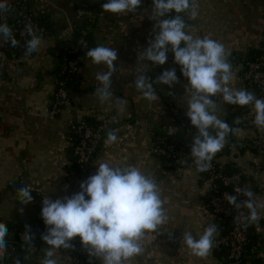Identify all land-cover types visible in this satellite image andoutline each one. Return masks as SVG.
Listing matches in <instances>:
<instances>
[{"label": "crops", "instance_id": "0c3cea01", "mask_svg": "<svg viewBox=\"0 0 264 264\" xmlns=\"http://www.w3.org/2000/svg\"><path fill=\"white\" fill-rule=\"evenodd\" d=\"M19 0H0L6 5H16ZM35 12L46 14L52 21L51 32L42 38L38 53L25 58L23 51L10 48V41L0 39V61L6 67L0 74V223L12 230L14 239H21L25 226L45 228L41 217L42 200L45 196L55 200L77 193L79 175L73 155L71 123L88 120L98 122L111 119L109 130H118V142L106 145L107 132L91 164V175L100 162L112 165L132 164L144 174L156 179L169 220L158 233L150 234L143 243L145 253L132 264H217L212 254L200 259L190 254L182 244L185 230L199 236L204 229L216 222L208 209V181L204 173L196 171L187 161L183 166L163 160L152 152L158 137L177 136L193 141L196 129L186 116L188 95L187 80L180 66L174 63V54L162 66H153L143 60L141 52L154 39L151 18L152 0H141L134 14L104 12L102 4L107 0H28ZM94 5L92 14V48L105 45L118 51L116 62L120 71L113 77L114 96L127 101L122 108L115 101L101 103L95 95L99 86L96 73L105 70L86 58L79 71V81L71 90V105L59 113H52L56 91L54 72L58 66L57 49L60 41L71 32L76 9L82 3ZM199 5L195 20L186 13V23L195 29L198 37L210 36L222 43L230 52L234 79L231 86L245 89L243 78L244 60L252 51L264 48V0H196ZM158 32V29L156 30ZM149 68H144L145 64ZM175 68L178 83L169 88L155 84L165 70ZM144 69L151 77L159 99L151 104L135 87L138 72ZM217 105L216 115L230 125L238 116L240 107L223 104L221 97L212 98ZM171 106L177 107L189 122V131L174 119ZM244 134H230L227 144L214 161L221 165L233 164L247 175L253 176L256 161L254 150L243 140ZM261 192H255L259 202H264V162L262 171L253 176ZM30 186L33 201L21 205L17 189ZM23 208V213L20 209ZM264 238V208L256 222ZM73 247H83L79 237L71 241ZM57 253L59 264H70L73 250ZM264 258V246L260 249ZM44 252L34 259H22L21 264H40ZM92 264H101L95 258ZM264 264V263H263Z\"/></svg>", "mask_w": 264, "mask_h": 264}, {"label": "clouds", "instance_id": "9594fccd", "mask_svg": "<svg viewBox=\"0 0 264 264\" xmlns=\"http://www.w3.org/2000/svg\"><path fill=\"white\" fill-rule=\"evenodd\" d=\"M140 5L141 0H107L102 9L112 14H134ZM152 5L151 18L156 21L154 39L148 41L141 56L153 66H162L168 59V52L174 54V63L180 66L187 80L185 95L189 99L185 114L196 129L190 156L196 171L204 173L211 169L213 159L226 146L228 136L240 132L216 115L218 103L212 98L221 97L223 104L240 108L250 106L255 114L253 122L260 131H264V98L232 87L234 72L229 61L230 52L210 36L201 38L193 34L194 27L187 24L181 14L187 13L195 20L199 8L196 0H152ZM8 10V6L0 2V13ZM25 31L31 37L24 52L28 58L40 51L43 41L31 25H26ZM0 39L5 43L10 41L13 47L18 44L7 23H0ZM86 56L94 65L105 69L95 76L99 83L95 89L98 100L101 103L114 100L121 108L125 106L127 101L114 96L113 90V77L120 71L116 63L117 49L101 44L89 49ZM144 68L149 65L146 63ZM154 82L171 88L179 82L175 68L163 71ZM154 82L144 69L138 72L134 82L137 91L150 104L159 99ZM117 132L111 129L107 132L106 145L118 142ZM79 188L70 197L43 198L41 217L47 231L41 239L47 247L43 249L40 264H59L57 253L71 249L75 237L80 238L88 256L100 260L101 264H132L145 253L143 243L148 235L158 233L169 220L158 182L135 165L100 162L95 174L81 182ZM236 192L226 199L237 210L247 209V213L242 214V226L248 228L260 219L264 202H259L249 189L238 188ZM240 196L245 199L239 200ZM17 200L21 205L32 203L30 186L17 189ZM23 211L21 208L20 212ZM8 235L7 225L0 223V260L8 253ZM218 235L219 227L212 223L198 237L185 230L182 244L192 256L207 259L216 246ZM22 239L27 245L26 252L35 250L30 226H25ZM14 264H21L18 257Z\"/></svg>", "mask_w": 264, "mask_h": 264}, {"label": "built area", "instance_id": "2783aa9c", "mask_svg": "<svg viewBox=\"0 0 264 264\" xmlns=\"http://www.w3.org/2000/svg\"><path fill=\"white\" fill-rule=\"evenodd\" d=\"M27 0L20 2L18 13L12 9L7 12L0 13V23L12 21L16 23L14 34L18 38V44H26L31 38L25 31L26 25H31L35 33H43L42 27L36 19L28 12ZM92 14L91 3H82L76 9L77 18L89 17ZM186 13H182L183 17ZM88 48V28L83 29L77 37V41L71 44L64 57L66 71L71 78L78 77L81 65L86 57L84 52ZM15 49H19L18 46ZM264 49V48H263ZM6 67V61H0V74ZM243 78L245 81V89L254 93L257 97L264 98V50L263 52L248 62L244 67ZM72 102L70 90L67 89L65 81H59L55 91L52 113L57 114L60 107L70 106ZM171 112L174 119L181 125L182 128L189 131V122L180 110L171 106ZM255 114L250 106L240 108L238 116L234 118L230 127L240 129L239 134L247 145H249L256 154V161L253 166V176L259 174L263 168L264 162V131H260L254 124ZM238 120V123L235 121ZM111 124L110 118L102 119L96 123L88 120L73 121L71 123V132L74 134L75 142L73 144V155L75 158L76 172L79 175V186L81 182L87 180L91 176V164L98 149L101 145L103 135L109 130ZM191 145L185 137L182 136H163L158 137L153 142L152 152L164 158L175 166H183L187 161L193 163L191 155ZM194 164V163H193ZM216 161H212V167L209 171L204 172L208 181V209L213 212L216 217L217 226L232 218L233 227L226 233L220 234L216 238V246L214 251L225 249L227 258L231 261L218 259L217 264H241L243 245L247 240L246 228L242 226V214L247 213V209H235L229 205L226 199L227 195H236L238 188H246L251 190L254 184V178L247 175L244 171L227 172L220 168ZM80 190L78 187L77 192ZM239 200L245 199L240 196ZM31 232L34 235L33 247L35 250L27 251L23 239H14L12 230L8 229V244L9 249L4 260H0V264H14L15 258L34 259L40 254L46 245H44L41 236L46 233L47 227L39 228L30 226ZM25 233V228H24ZM70 264H92L88 259L87 251L84 247H73Z\"/></svg>", "mask_w": 264, "mask_h": 264}, {"label": "trees", "instance_id": "16d2710c", "mask_svg": "<svg viewBox=\"0 0 264 264\" xmlns=\"http://www.w3.org/2000/svg\"><path fill=\"white\" fill-rule=\"evenodd\" d=\"M23 0H19L16 5H7L9 9H12L15 13H18V6L20 4V2H22ZM28 1V0H27ZM29 2V1H28ZM27 2V8H28V12L34 17V19L37 20V22L44 27V32L41 34H38V36H45L48 32H51L52 29V21L50 20V17H48L46 14L40 13V12H35L32 10L30 3ZM94 9V5H91V10ZM186 16H183V19L186 22ZM95 19L94 17H82V18H77V16L75 17V20L73 22V26L71 29L70 34L62 41H60L56 52L58 54V60H59V64L54 72L55 78H56V89L58 87V82L59 81H65V85L67 87L68 90H74L77 86V83L79 81V75L78 77L75 78H71L69 76V74L64 71L65 68V57L64 54L66 53L68 47L71 44L76 43L77 41V37L80 35L81 31L83 29L88 28V48L87 50L84 52L85 57L86 56V52L92 48L93 46V42H92V29L95 26ZM3 23H7L13 30L14 33V29L16 27V23L12 22V21H5ZM15 39L18 41L17 36L14 34ZM27 44V43H26ZM26 44H17L19 49H15V47H13L12 45L10 46L11 49H13L15 52L16 51H23L26 50ZM181 47H183V44L181 45ZM263 48L257 51H252L250 52V54L245 58L244 60V65L247 66L248 62H250L252 59H254L256 56L260 55L263 52ZM244 66V67H245ZM72 98V97H71ZM65 107H60L59 112ZM58 112V113H59ZM72 133V132H71ZM72 138L73 141L75 142V137L74 134L72 133ZM181 135H177V137H179ZM160 157V156H159ZM162 158V157H160ZM163 160H165L164 158H162ZM214 160V159H213ZM218 165H220L221 169L227 172H237L240 171V169L233 164H227V165H221L220 163H217ZM76 166V165H75ZM251 191L253 193L255 192H261V189L259 188V185L257 183L254 182ZM258 224H253L251 226H249L248 228H246V236H247V240L244 243L242 249V257H241V264H263L264 263V258L262 257L261 253H260V249L264 246V238L261 237L259 231V228L257 227ZM233 227V222H232V218L229 217L227 220H225L219 227V233L220 234H226L231 228ZM217 259L220 260H227L228 262H230L231 260L228 259L227 256V252L225 249H222L221 251L216 250L214 251Z\"/></svg>", "mask_w": 264, "mask_h": 264}]
</instances>
